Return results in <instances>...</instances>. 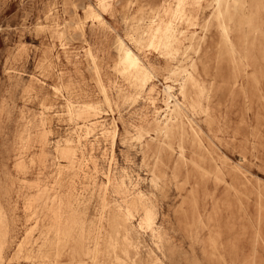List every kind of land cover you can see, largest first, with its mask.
Instances as JSON below:
<instances>
[{
    "label": "rangeland",
    "instance_id": "rangeland-1",
    "mask_svg": "<svg viewBox=\"0 0 264 264\" xmlns=\"http://www.w3.org/2000/svg\"><path fill=\"white\" fill-rule=\"evenodd\" d=\"M97 1L107 7L97 9ZM179 1L0 0V264H38L42 251L52 255V198L69 203L63 216L74 214L85 238L82 244L68 241L57 263L70 257L67 264H118L106 248L109 223L136 195L153 206L155 226L129 224L133 242L127 259L115 250L120 262L264 264V0H241L232 23L234 56L219 42L214 0H189L194 19L172 24L177 51L152 50L144 39L147 27L151 21L167 27ZM88 3L103 24L87 18ZM116 36L148 69L146 83L117 74ZM175 100L183 131L164 138L159 129L175 122L169 121ZM83 101L93 102L95 112L71 119L69 108ZM55 111L64 115L57 118ZM94 122L115 127V141L100 137L98 127L82 139L86 164L60 160L57 149L70 128L79 133ZM60 165L66 169L58 177ZM30 229L25 248L35 251L18 257ZM93 248L95 259L83 254Z\"/></svg>",
    "mask_w": 264,
    "mask_h": 264
},
{
    "label": "bare ground",
    "instance_id": "bare-ground-1",
    "mask_svg": "<svg viewBox=\"0 0 264 264\" xmlns=\"http://www.w3.org/2000/svg\"><path fill=\"white\" fill-rule=\"evenodd\" d=\"M174 1V0H173ZM222 0H214V3H215V25H216V29L219 33V42L221 44L222 47L226 48L228 50L229 53H231V56H234L233 53L236 54V50L234 49V36H233V30H232V23H233V19L235 16H238L240 10H241V0H224V5H223V9L221 8V3ZM98 2V1H97ZM177 2V1H176ZM173 3V2H172ZM230 5H232L233 7V11L230 12ZM110 6V5H108ZM190 6H193V2L192 1H189V0H181L177 3L173 13L170 15V21H169V24L167 27H165L163 30L161 29H158L154 22L151 21V23L149 24V26L147 27V30H146V33H145V43L149 46V47H152L153 49L152 50H165L167 51L168 53L170 54H173L175 51H177L173 45H172V41L170 40V34L172 33V24H178V23H181V21H186V22H189V21H192L194 19V14L190 11ZM97 9H100L103 11V9H105L107 7V3H105L104 1H99L97 3ZM170 7V6H169ZM85 11L87 13V18L89 20H91L92 22H96L98 24H103V18L100 14L99 11H97L95 9V7L93 5H91L90 3L86 4V8H85ZM170 12V11H169ZM92 24V23H91ZM160 24V23H159ZM163 25V24H162ZM104 27V25H102ZM106 26V25H105ZM179 29V28H178ZM59 30H56V32H58ZM55 32V33H56ZM175 34V33H174ZM182 34V33H181ZM58 40H59V44L61 46V48L64 50V51H67L69 50L68 49V46L66 45L67 43H64L63 40L61 39L62 38V34H58ZM176 39V38H175ZM65 41V40H64ZM116 42H117V51H118V55H119V59H118V62H117V66H116V72L117 74L126 82H132V83H135V84H141V83H146V81L148 80L149 76H150V73L148 71V69L146 68V66L144 65V63L140 60V58L134 54L131 49L129 47H127L123 40L119 37V36H116ZM190 49V46L188 48H185L184 50V54L186 51H188ZM182 53V54H183ZM187 53V52H186ZM184 56V55H183ZM184 58V57H183ZM241 60V58H240ZM69 86V85H68ZM137 89V88H135ZM167 89V88H166ZM180 89V88H179ZM61 90H62V87H61ZM180 90H184V85H181V89ZM57 93L59 92V90H55ZM63 91V90H62ZM152 93V92H151ZM68 96H70L68 93H66ZM152 104V103H151ZM45 109L48 111L49 108H46ZM96 110V106L93 102H90V101H83L79 106H72L69 108L67 114L68 116H70L71 119H74V120H79V121H83L86 117V115L91 112V111H94L95 112ZM180 108H179V103L175 100L174 101V104H173V109L171 110V117L169 119V121H171L173 118L175 119V122H171V123H167L164 125V127L160 128L159 131L161 133V135H163L164 138H168L170 137L175 131H183V127H184V124L183 122L180 120L181 119V114H180ZM64 115L63 112H53V116L55 117H60ZM96 117V116H95ZM48 121V120H46ZM100 128V134L102 138L106 139V138H111L112 141H115L116 139V136H117V129L115 127H111L110 129H107L104 124L100 123V122H94V123H91V124H84L80 129H79V133L74 129V128H70L71 131H70V134L67 138L64 139V146L61 148V149H57V153L59 154V159L60 160H65L67 161V163L71 166V167H74L75 163L77 161L81 162L82 164H86L88 162V159L86 158V155L84 153V148L82 147V139L86 140V137L89 136V134L95 130L96 128ZM69 129V130H70ZM68 131V130H67ZM93 133V132H92ZM137 136V135H136ZM140 136V135H139ZM138 137V136H137ZM136 138V137H135ZM140 138V137H138ZM158 143V142H157ZM163 144V143H162ZM161 145V144H160ZM179 148V147H177ZM56 154V152H55ZM183 158V157H182ZM61 167L58 168V177L62 174V172H64V169H66V167L64 165H60ZM159 172V170H156ZM155 171V172H156ZM94 172V171H93ZM108 173V172H107ZM93 174V173H92ZM166 174V173H165ZM159 175V173H158ZM168 174H166L167 176ZM157 176V175H156ZM160 176V175H159ZM158 177V176H157ZM169 177V176H168ZM165 178V176L163 177V179ZM160 179V178H159ZM166 179V178H165ZM151 180V183L153 184L154 187H156L157 183L154 179H150ZM169 180V178H168ZM110 181V180H109ZM170 182V181H169ZM177 182V181H175ZM60 183V182H59ZM107 183V182H106ZM164 184V183H163ZM45 188V187H44ZM158 189V188H157ZM46 189L44 190V192L46 193ZM191 192V191H190ZM42 194V193H41ZM49 194V192H48ZM47 194V195H48ZM69 194V193H68ZM43 195V194H42ZM41 195V196H42ZM53 195V194H52ZM74 195V194H73ZM45 197V194L43 195ZM77 196V194H76ZM79 196V195H78ZM51 197V196H50ZM69 197V195H68ZM74 197V196H73ZM193 197V196H192ZM78 198V197H77ZM77 198L75 199V201L77 200ZM85 198V197H84ZM83 198V199H84ZM186 198V197H185ZM46 199V198H45ZM63 199V198H62ZM70 199V198H69ZM189 199V198H188ZM187 199V200H188ZM191 199V198H190ZM30 200V199H29ZM68 200V199H67ZM73 200V198H72ZM71 200V201H72ZM192 200V199H191ZM195 200V198H194ZM44 201V200H43ZM185 201V200H184ZM184 201L182 205H184ZM196 201V200H195ZM194 201V203H195ZM38 202V201H37ZM48 202V201H47ZM186 202V201H185ZM189 202H192L189 200ZM42 203V202H41ZM50 206H52L53 208H49V212L51 214V217L53 219V223H54V227H53V231H51L53 234H54V239L52 240L51 243H48L49 246H48V249L49 250H52L53 253L52 255H48V254H44L43 251L41 253L40 256H38L40 258L38 264L40 263H46V264H56L58 260L57 257L60 255V250L61 248L68 242V241H71V240H74L73 242H75V244H82L83 243V240H85V238L83 237V234H81V225L80 223L78 222L77 220V217L74 215V214H70L68 216H63L64 212H66V209H68V202H65L63 200H60V198H52L51 201H50ZM193 203V202H192ZM193 203V204H194ZM38 204V203H37ZM44 204V203H43ZM49 204V202H48ZM191 204V203H189ZM36 205V204H35ZM40 205V204H39ZM46 205V203H45ZM32 204L31 202L27 204V208L28 210L31 208ZM50 206H47V207H50ZM187 206V205H186ZM194 206V205H193ZM195 206H196V203H195ZM194 206V207H195ZM35 207V206H34ZM39 207V206H38ZM37 207V209H38ZM153 206L151 204H149V202H147L143 195H136L134 197H132L130 200H128L126 202V206L124 208V210L122 212H118L114 215L113 219H112V222L110 221V227H111V235L109 236L108 238V241H107V246L106 248L112 253V258L114 261L116 262H119L118 264H126L127 262H120V257L118 254H116L115 250L118 249L122 254L123 256H128L127 255V251H126V247L130 245L133 241L131 239V236H130V233H129V224H131L134 220L135 221H138V226L140 229L142 230H153V227L155 226L154 224V217H153ZM193 207V208H194ZM205 207V206H204ZM40 208V207H39ZM184 208V207H183ZM25 209V208H24ZM33 209V207H32ZM46 209V207H45ZM182 209V208H181ZM187 209V208H186ZM185 208L183 210H186ZM190 209V208H189ZM192 209V207H191ZM190 209V210H191ZM27 210V209H26ZM35 210V209H34ZM33 210V211H34ZM189 210V211H190ZM196 212L197 210L194 209ZM69 211V209L67 210ZM193 211V212H195ZM31 212V211H29ZM38 212V211H37ZM42 212H44V210H42ZM139 212V213H137ZM191 212V211H190ZM203 212V211H202ZM48 213V211H47ZM68 213V212H67ZM177 213V212H176ZM29 214V213H28ZM38 213H36L37 215ZM82 214V213H80ZM185 214V213H184ZM189 214V212L187 213ZM186 214L185 217H187L188 215ZM194 214V216H196L195 213H192ZM198 214V213H197ZM202 214V213H201ZM207 214V213H206ZM34 215V216H36ZM183 215V214H182ZM181 215V216H182ZM199 215V214H198ZM27 216V215H26ZM42 218H43V214L41 215ZM46 216V215H45ZM193 216V215H192ZM207 216V215H206ZM30 217V216H29ZM37 217V216H36ZM183 217V216H182ZM189 217V216H188ZM205 217V216H204ZM203 217V218H204ZM79 218V217H78ZM85 218V217H84ZM193 218V217H192ZM195 218V217H194ZM201 218V217H200ZM203 218L201 220H203ZM29 219V218H28ZM27 219V220H28ZM40 219V218H39ZM80 220L82 218H79ZM154 219V220H153ZM205 219V218H204ZM210 219V218H209ZM209 219L208 222H211ZM31 219H29L30 221ZM175 220V219H174ZM184 220V219H183ZM225 220V219H224ZM193 221V220H192ZM200 221V220H199ZM198 221V222H199ZM204 221V220H203ZM31 222V221H30ZM81 222V221H80ZM156 222V221H155ZM187 222L188 219H187ZM196 222V221H195ZM193 222V223H195ZM205 222V221H204ZM225 221H223L224 223ZM259 222V221H258ZM37 223V222H36ZM40 223V221H39ZM84 223V222H83ZM216 223V222H215ZM214 223V224H215ZM46 224V223H45ZM108 224V225H109ZM188 224V223H186ZM207 223H205V226H208V224L206 225ZM225 224H227L225 222ZM88 225V224H87ZM86 225V226H87ZM185 225V224H184ZM197 225V224H196ZM200 225V224H199ZM35 226V225H34ZM41 226V225H40ZM192 226V224H191ZM198 226V225H197ZM202 226V224H201ZM200 226V228H202ZM204 226V228H205ZM49 227V226H48ZM48 227H47V230H48ZM85 227V226H84ZM83 227V228H84ZM93 227V226H92ZM189 227V225H188ZM211 227V226H210ZM214 227V226H213ZM212 227V228H213ZM216 227V226H215ZM33 228V227H32ZM31 228V229H32ZM82 228V229H83ZM89 227H87L88 229ZM195 228V227H194ZM199 228V229H200ZM203 228V229H204ZM222 229H224L225 227H221ZM29 230V233L27 234V238L26 240L20 245V247L18 248L17 250V256L19 257L21 255V253H23L25 250L26 254H31L33 253L35 250H33L32 248L33 247H28V248H25L29 243L28 240H31L29 239V236L32 232V230ZM35 229V228H34ZM49 229H52V228H49ZM90 229V228H89ZM207 229V227H206ZM213 229H216V228H213ZM220 229V228H218ZM84 230V229H83ZM86 230V229H85ZM84 230V231H85ZM91 230V229H90ZM89 230V232H90ZM188 230V229H187ZM197 230V229H196ZM201 230V229H200ZM205 230V229H204ZM210 229H208L209 231ZM212 230V229H211ZM227 230V229H226ZM50 231V230H49ZM47 231V232H49ZM76 231L77 232V237L76 238H73V235L74 233L76 234ZM203 231V230H202ZM213 231V230H212ZM221 230H219L218 234H222L220 233ZM228 231V230H227ZM257 231V230H256ZM37 232V230H36ZM34 232V234L36 233ZM46 232V233H47ZM189 232V231H188ZM201 232V231H200ZM210 232V231H209ZM43 233V232H42ZM92 233V232H91ZM195 233V232H194ZM206 233V232H205ZM212 233V232H211ZM210 233V234H211ZM40 234V233H38ZM37 234V236H38ZM45 234V232H44ZM49 236L52 235L50 234V232L48 233ZM87 234V232H86ZM95 234V233H94ZM196 234H197V231H196ZM33 235V234H32ZM90 235V234H89ZM88 235V236H89ZM199 235V234H197ZM216 235V234H215ZM219 235V236H220ZM43 237V235H40ZM48 237V235H46ZM91 238H93V235L91 234ZM196 236V235H195ZM208 236V234H207ZM214 236V234L212 235ZM234 236V235H233ZM236 236V235H235ZM255 236L257 237L258 235L255 234ZM254 236V237H255ZM32 237V236H31ZM30 237V238H31ZM46 237V238H47ZM253 237V236H252ZM95 238V237H94ZM197 239V237H195ZM40 239V238H39ZM51 239V238H50ZM88 239V238H87ZM209 239V238H208ZM206 239V240H208ZM215 239L219 240V238H216ZM228 239V238H227ZM233 239V238H231ZM258 239L259 236H258ZM44 240V239H43ZM40 239V241H43ZM47 240V239H46ZM89 240V239H88ZM255 240V239H254ZM253 240V241H254ZM39 241V242H40ZM49 241V239H48ZM92 241V240H91ZM215 241V240H213ZM231 241V240H230ZM234 241V239H233ZM32 242V241H31ZM95 240L93 241V244H94ZM197 242V241H196ZM220 242V241H219ZM229 242V241H228ZM261 242V241H260ZM211 243V241H210ZM209 243V245H210ZM217 243V242H216ZM224 243V246L226 245L225 242L223 241ZM222 243V244H223ZM227 243V241H226ZM254 243V242H253ZM40 244H42L40 242ZM90 244V243H89ZM203 244V243H202ZM207 244V243H205ZM221 244V243H220ZM232 244V242L230 243ZM230 244L228 243V247L230 246ZM35 245V243H34ZM37 245V243H36ZM35 245V246H36ZM68 244H66V247H67ZM71 245V244H70ZM212 245V244H211ZM216 245H219V244H216ZM255 246V244H253ZM69 246V245H68ZM72 246H73V243H72ZM223 246V245H222ZM233 246V245H232ZM230 246V248L232 247ZM263 246V245H262ZM45 247V246H44ZM128 247V248H129ZM211 247V246H210ZM216 247V246H215ZM37 248V247H36ZM35 248V249H36ZM38 248H41L39 245H38ZM68 248V247H67ZM70 248V247H69ZM219 248V247H218ZM233 248V247H232ZM231 248V249H232ZM65 249V248H64ZM80 249V248H79ZM106 249V250H107ZM230 249V250H231ZM255 249V248H254ZM39 253H40V249H38ZM72 250V249H71ZM131 250V249H130ZM217 250V249H216ZM215 250V251H216ZM222 250V248H221ZM69 251V249H68ZM90 251V250H89ZM94 248L91 249L90 252H86V253H83V254H88L89 255H92V253H94ZM218 251V250H217ZM223 251V250H222ZM256 251V250H255ZM65 252V251H64ZM76 252V251H75ZM209 253V251H207ZM253 252V251H252ZM37 253V252H35ZM34 253V254H35ZM63 253V252H62ZM62 253H61V256H62ZM109 253V252H107ZM106 253V254H107ZM235 253V252H234ZM24 254V253H23ZM22 254V255H23ZM25 254V255H26ZM38 254V253H37ZM36 255H33V256H37ZM70 254H74L73 253V250H72V253ZM79 254H80V250H79ZM210 254V253H209ZM212 254V253H211ZM222 254V253H221ZM220 254V255H221ZM251 254V253H250ZM213 255V254H212ZM254 255V253H253ZM76 256V255H75ZM130 256V255H129ZM29 258V256H27ZM90 257V256H89ZM97 256L96 255H92L91 258H96ZM205 257V256H204ZM215 257V256H214ZM218 257V256H217ZM222 257V255H221ZM253 257V256H252ZM67 259V257H65ZM69 259H71L70 257H68ZM77 258V257H75ZM129 258V257H128ZM216 258V257H215ZM229 258V257H228ZM26 259V257H25ZM38 259V258H36ZM35 259V261H36ZM60 259V257H59ZM68 259V261H69ZM98 259V258H97ZM127 259V257H126ZM222 259L224 260V258L222 257ZM249 259V258H248ZM31 260V258L29 259ZM28 260V261H29ZM72 260V259H71ZM70 260V261H71ZM104 260V259H102ZM122 260V259H121ZM129 260V259H128ZM217 260V259H216ZM67 261V262H68ZM108 261V260H107ZM106 261V262H107ZM252 261L251 260V264H252ZM67 262L65 264H67ZM72 262V261H71ZM79 262H83V261H79ZM134 262V261H133ZM225 262V260H224ZM244 262V261H243ZM242 262V263H243ZM28 263V262H27ZM81 263H77V264H81ZM33 264V263H32ZM59 264V263H57ZM62 264V263H60ZM69 264H72V263H69ZM76 264V263H75ZM103 264V263H102ZM105 264V263H104ZM130 264V263H129ZM135 264V263H134ZM232 264V263H230Z\"/></svg>",
    "mask_w": 264,
    "mask_h": 264
},
{
    "label": "crops",
    "instance_id": "crops-1",
    "mask_svg": "<svg viewBox=\"0 0 264 264\" xmlns=\"http://www.w3.org/2000/svg\"><path fill=\"white\" fill-rule=\"evenodd\" d=\"M91 4V3H90ZM91 5H93V4H91Z\"/></svg>",
    "mask_w": 264,
    "mask_h": 264
}]
</instances>
